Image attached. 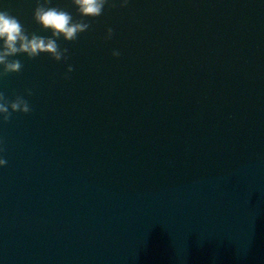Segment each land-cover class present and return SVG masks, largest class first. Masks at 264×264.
<instances>
[{
	"label": "water",
	"instance_id": "water-1",
	"mask_svg": "<svg viewBox=\"0 0 264 264\" xmlns=\"http://www.w3.org/2000/svg\"><path fill=\"white\" fill-rule=\"evenodd\" d=\"M0 264H264V0H0Z\"/></svg>",
	"mask_w": 264,
	"mask_h": 264
}]
</instances>
